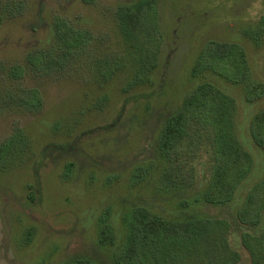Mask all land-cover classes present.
Segmentation results:
<instances>
[{"label": "rangeland", "instance_id": "obj_1", "mask_svg": "<svg viewBox=\"0 0 264 264\" xmlns=\"http://www.w3.org/2000/svg\"><path fill=\"white\" fill-rule=\"evenodd\" d=\"M140 1L145 0H0V143L17 132L27 140L25 150L0 167V264H65L75 256L115 264L116 245L98 238L104 222L118 234L119 245L130 209L146 205L173 212L177 198L157 190L161 160L152 148L163 118L204 79L235 96L236 135L254 158L234 211L264 179V149L250 132L264 95L248 102L244 84L192 73L208 42H237L246 51L251 78L264 83V0H152L158 19L153 31L162 39L157 66L148 82L126 89L133 64L129 58L122 65L129 45L118 11ZM57 16L93 34L88 49L60 66L49 56H63ZM36 54L48 58L40 68L29 61ZM107 60L121 61L109 79L100 73ZM18 65L25 74L13 78L11 69ZM32 90L40 93L39 108L25 104ZM151 159V173L134 181L136 166ZM259 226L264 228V210ZM230 241L242 255L238 264H249L238 232Z\"/></svg>", "mask_w": 264, "mask_h": 264}, {"label": "trees", "instance_id": "obj_2", "mask_svg": "<svg viewBox=\"0 0 264 264\" xmlns=\"http://www.w3.org/2000/svg\"><path fill=\"white\" fill-rule=\"evenodd\" d=\"M118 17L128 33L129 48L122 65L131 59V80L126 87L130 89L139 82H148L157 66L162 39L154 32L156 3L145 0L121 6ZM54 27L64 51L62 57L53 53L49 56L52 61L56 58L59 66L72 53L88 49L93 41L90 31L74 27L65 17L57 16ZM46 59V55L36 54L29 61L40 68ZM120 62L107 60L100 73L109 79L120 68ZM250 69L241 44L211 41L199 54L192 73L198 76L210 72L229 82L242 83L246 101L255 102L264 95V83L254 81ZM25 71L18 65L10 74L21 78ZM25 104L41 107L39 91L32 90ZM236 108L235 96L204 79L174 112L163 118L152 152L161 160L157 190L177 198L175 210L164 214L146 205L130 209L124 217L125 238L119 245L118 234L104 222L98 238L104 245H116L115 264H238L242 255L231 244L232 232H238L249 253V264H264V228L259 226L264 210V179L248 191L239 208L234 211L232 207L239 186L254 166L252 154L236 135ZM250 132L264 149V109L253 115ZM26 143L21 132L0 143V167L11 163L13 155L25 150ZM155 161L138 164L134 171L138 179L134 181L149 175ZM72 165H67L68 171ZM31 238L29 232L28 240ZM65 264L98 263L88 256H75Z\"/></svg>", "mask_w": 264, "mask_h": 264}]
</instances>
